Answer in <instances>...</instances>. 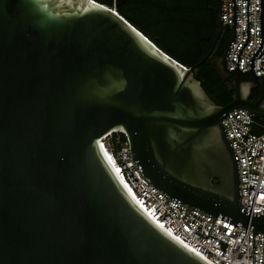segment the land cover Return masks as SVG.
I'll return each instance as SVG.
<instances>
[{
    "label": "water",
    "instance_id": "95a60500",
    "mask_svg": "<svg viewBox=\"0 0 264 264\" xmlns=\"http://www.w3.org/2000/svg\"><path fill=\"white\" fill-rule=\"evenodd\" d=\"M124 2L115 10L97 0H0V264H211L131 196L100 144L114 133L150 184L188 206L183 219L195 208L264 233V212L241 204L240 157L223 125L235 108L264 122V76L255 73L264 0L250 70H240L249 0L236 68H227L229 47L209 62L234 89L226 105L195 66L118 12ZM218 13L221 23L222 0ZM233 22L231 42L236 0Z\"/></svg>",
    "mask_w": 264,
    "mask_h": 264
},
{
    "label": "built area",
    "instance_id": "2783aa9c",
    "mask_svg": "<svg viewBox=\"0 0 264 264\" xmlns=\"http://www.w3.org/2000/svg\"><path fill=\"white\" fill-rule=\"evenodd\" d=\"M249 7L250 40L241 52L240 70H250V58L260 44V0H249ZM113 8L116 10L115 5ZM221 21L232 29L233 39V0H222ZM236 24L237 34L230 41L227 52L228 69L236 68L238 52L246 41V0H236ZM255 73L264 76V54L255 59ZM223 125L240 157L241 204L252 209L251 216L262 214L264 122L241 108H235L224 117ZM254 128L261 129V132L257 133ZM117 142L119 140H114L113 134L100 138L103 151L107 152L109 162L131 196L167 233L211 264H264V233L256 232L250 223L246 228L225 219L214 221L213 216L195 208H189L183 219L188 206L169 198L150 184L134 165L127 140L116 150ZM208 233L210 235L206 236ZM220 239L228 243L225 250L221 248Z\"/></svg>",
    "mask_w": 264,
    "mask_h": 264
},
{
    "label": "trees",
    "instance_id": "16d2710c",
    "mask_svg": "<svg viewBox=\"0 0 264 264\" xmlns=\"http://www.w3.org/2000/svg\"><path fill=\"white\" fill-rule=\"evenodd\" d=\"M97 1L109 6L117 2ZM117 10L167 54L187 67L195 66V77L216 103L231 102L234 89L230 81L222 80L207 61L200 63L207 51L202 23L204 0H126ZM260 95L259 89H253L251 99L256 100ZM254 130L261 132L259 128ZM113 138L119 140L116 150L126 141L121 133H114Z\"/></svg>",
    "mask_w": 264,
    "mask_h": 264
},
{
    "label": "flooded vegetation",
    "instance_id": "af4514ba",
    "mask_svg": "<svg viewBox=\"0 0 264 264\" xmlns=\"http://www.w3.org/2000/svg\"><path fill=\"white\" fill-rule=\"evenodd\" d=\"M218 10H220V0H204L202 23L206 34L203 39L207 42V51L204 55H208L205 59L208 63L214 56L226 55L233 34L230 27L219 22Z\"/></svg>",
    "mask_w": 264,
    "mask_h": 264
},
{
    "label": "bare ground",
    "instance_id": "6f19581e",
    "mask_svg": "<svg viewBox=\"0 0 264 264\" xmlns=\"http://www.w3.org/2000/svg\"><path fill=\"white\" fill-rule=\"evenodd\" d=\"M106 156H108L107 152H104Z\"/></svg>",
    "mask_w": 264,
    "mask_h": 264
},
{
    "label": "snow or ice",
    "instance_id": "6c2138e0",
    "mask_svg": "<svg viewBox=\"0 0 264 264\" xmlns=\"http://www.w3.org/2000/svg\"><path fill=\"white\" fill-rule=\"evenodd\" d=\"M259 211V210H258Z\"/></svg>",
    "mask_w": 264,
    "mask_h": 264
}]
</instances>
